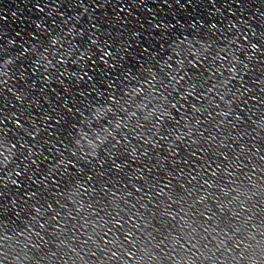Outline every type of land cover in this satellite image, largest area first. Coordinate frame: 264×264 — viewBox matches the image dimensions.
<instances>
[{
    "label": "snow or ice",
    "instance_id": "6c2138e0",
    "mask_svg": "<svg viewBox=\"0 0 264 264\" xmlns=\"http://www.w3.org/2000/svg\"><path fill=\"white\" fill-rule=\"evenodd\" d=\"M38 10H39V7H38ZM256 45H253V47H255ZM127 78V77H126ZM112 100L115 101L116 103H119V101L116 99V97L113 95L112 97ZM116 110H119V109H116ZM107 113H112L114 114V110L109 107L108 109L106 110H102L100 108H98L96 110V113H95V120H99L100 118L104 117L105 114ZM159 119L157 121V123H159L161 120H164L166 119V116H165V113L164 112H161L160 115L158 116ZM88 118L85 117V120H87ZM116 121H120L119 119H116ZM116 127H120V123L117 122L116 124ZM107 130L108 128L104 127L102 124L99 125L97 127V130L93 133L92 132V135L91 137L88 136V134L84 133L83 131H81L79 133L81 139H84L88 142L89 145H92L95 141H102V139L105 137V134L107 133ZM89 131L91 132V130L89 129ZM79 143V141H77ZM4 146V141L3 140H0V147H3ZM15 145H11V148H14ZM9 152H11V149H8ZM0 155H2V153H0ZM17 175H19V173H17Z\"/></svg>",
    "mask_w": 264,
    "mask_h": 264
}]
</instances>
